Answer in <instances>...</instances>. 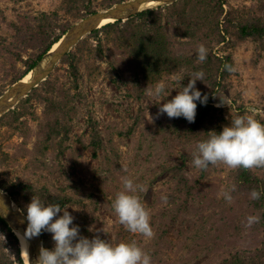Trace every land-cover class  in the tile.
Masks as SVG:
<instances>
[{"label":"rangeland","instance_id":"374dc122","mask_svg":"<svg viewBox=\"0 0 264 264\" xmlns=\"http://www.w3.org/2000/svg\"><path fill=\"white\" fill-rule=\"evenodd\" d=\"M199 2L192 0L179 10L190 17ZM228 2L241 9L258 1ZM63 5L65 0H0V41L14 40L17 36L14 26L25 27L24 22L37 29L40 24L50 26L57 21V26L62 27L81 20L67 16ZM95 5L99 11L108 9L104 0H95ZM54 12L60 14L56 21L55 17L42 20L43 14ZM155 16L147 17L145 25L136 22L135 28L164 35L172 44L170 56L175 57V62L165 67L169 71L164 70L163 80L158 82L165 85L164 94L149 97L145 89L157 83L145 80L128 53L106 41L102 43L104 51L94 55L91 69L87 68L84 57L78 60V89L74 87L69 66L60 62L51 74L55 80L51 91L41 90L27 105L23 99L13 109L17 115L22 114L18 122L12 127L0 126V148L11 162L0 171V180L31 187L33 195L27 198L28 203L34 195L44 204L52 203L55 198H71L62 209L67 208L74 217L73 225L79 226L81 236L89 239L99 236L113 245L135 240L151 256V264H243L251 260L256 249L264 246V227L259 228L257 223L246 227L247 218L256 216L249 206V197L231 194L233 202L229 204L221 194L231 189L238 169L223 164L210 165L207 170L194 168L192 153L196 137L189 135L187 129L191 123H185L183 117L170 119L166 113L158 115V112L160 104L170 101L187 86L195 72L193 66L208 65L209 68L201 70L204 81H197L196 88L203 95L210 92L213 83L220 84L216 90L225 104L216 105L223 110L215 126L223 128L241 115H252L264 123V50L253 39L237 43L229 37L228 48L215 42L205 45L207 59L199 62L197 48L203 44V33L184 37L168 7ZM225 55L231 56L230 66L236 70L227 71L222 77V69L215 73L221 66L213 57ZM177 61L183 62L179 65ZM14 62L16 58L2 53L0 45V88L5 91L11 85L8 86L9 80L4 76ZM17 65L24 67L22 63ZM76 94L80 97L69 109L75 107L77 112L71 111L64 118L68 139L61 141L53 137L45 142L40 128L46 120V100L64 106ZM174 125L180 126L179 129L157 136L162 128ZM111 137L115 155L108 148L107 140ZM191 144L194 147L186 152ZM183 154L188 157L184 162ZM178 166H183L190 180V194L178 180ZM256 173L264 174V171ZM122 177L147 187V192L137 194L150 211L155 233L151 239L128 232L112 210V201L122 190ZM163 196L167 197V203ZM62 215L63 212L58 214ZM45 233L53 248L52 234Z\"/></svg>","mask_w":264,"mask_h":264},{"label":"trees","instance_id":"16d2710c","mask_svg":"<svg viewBox=\"0 0 264 264\" xmlns=\"http://www.w3.org/2000/svg\"><path fill=\"white\" fill-rule=\"evenodd\" d=\"M127 0H104V6L111 8L115 4L124 2ZM192 0H180L179 2L169 6V10L176 19L180 29L183 31V36L186 38L194 37L195 33H203L202 41L204 45L210 43H217L218 45L224 44L225 47L230 46L229 37L236 40L237 43H242L249 39L257 41L260 48L264 50V0L258 1L256 5L248 7L243 6L241 9L231 6L228 0H198L200 1L197 7L194 9L193 14L188 17V14L184 10H179L180 6H186ZM95 5V0H65L63 5V11L67 16H71L74 20L82 19L90 14L99 11ZM164 8L156 11H149L140 14L132 19L126 21H117L110 23L103 28L93 32L83 39L80 44L71 51L70 54L65 56L61 63H66L69 66V74L74 81V87L78 89L79 85L76 83L79 77L78 60L81 57L85 58L86 66L91 69L94 55H100L103 50V41H106L108 45L114 46L117 50L126 51L129 55V59L133 62L136 68L139 70V74L143 75L144 79L150 83L156 84L163 80V71L165 67H170L175 62V57L170 56L171 42L167 37L161 34H150V30H140L135 28L136 22H140L145 25V19L147 17H154L159 14ZM52 15V16H51ZM55 17L60 18L59 12L52 14H43L42 20H49ZM26 26H14L17 29V36L14 40L3 38L0 41L1 52L4 54L12 55L16 58V62L12 63L4 76L8 78L9 85L14 84L21 79L24 75L30 73L43 59L47 52L62 38L64 33L69 29L71 24L59 27L57 21L53 22L50 26L42 25L37 29L30 26L29 23H25ZM156 24L160 26L159 21ZM159 29H163L159 27ZM60 30V31H59ZM104 36V39L102 37ZM91 42H98V45L94 46ZM24 55L26 58H24ZM261 56V54H259ZM218 62L219 66L215 73L218 74L222 69L221 76L224 77L227 73L225 65H230L231 56L225 55L223 58L213 57ZM183 61H177L181 65ZM17 63H22L23 68H20ZM209 68L205 66H193L192 70L197 72L206 70ZM92 73L90 74L91 77ZM52 75L40 86L25 98L24 105H27L32 101L41 90L50 92L53 88L55 80L52 79ZM220 84L213 83L212 89L207 94L208 101L206 105H202L197 102V115L195 122L189 126L188 134L196 137L195 145L199 141H204L212 134L211 132H221L223 128L221 126H215V121L220 117L223 109L217 108L216 105L220 104V98L225 102L223 97L218 96L216 88ZM44 88V89H42ZM5 92L4 88H0V96ZM79 94H76L70 98L68 104L62 105L57 101L46 100L45 113L46 120L40 128V134L45 142L51 141L53 137L60 138L61 141L68 139V125L65 123L64 118L70 115L71 111L77 112V109L69 106L73 104L78 98ZM22 115V114H21ZM21 115H17L16 110H11L4 114L0 119V126L7 125L12 127L18 122ZM242 116V115H241ZM244 116V115H243ZM17 120V121H16ZM188 123V121H185ZM180 126L174 125L166 128H162L157 136H163L171 129H179ZM1 128V127H0ZM201 134V135H200ZM120 135L123 136L120 132ZM0 132V141H1ZM109 151L115 155L116 148L113 138L107 140ZM40 145V143H38ZM193 144L186 148V152L189 148L192 149ZM0 171L10 166L9 155L4 153L0 148ZM187 155L182 156V160H186ZM178 173V180L187 193L190 194L192 187L188 176L183 171V166H178L176 169ZM256 171H264V168H257L252 170H245L239 168L236 172V176L231 185V188L235 186V191L231 194L241 197L250 198L249 206L254 210L256 216L259 217V222L256 224L259 228L264 227V174H258ZM0 188L7 192L14 202L26 213L28 203V197L32 194L31 187L26 184L8 182L6 180H0ZM256 190L260 192V199H251V192ZM71 198L65 197L63 200L60 198L53 199L52 203H57L61 207L68 204ZM59 202H62L61 204ZM45 239V248L51 250L50 240L45 232H42ZM121 243V242H119ZM253 257L250 261L243 264H264V246L254 251ZM0 264H25L22 257V251L20 242L13 232L12 228L6 223V221L0 216Z\"/></svg>","mask_w":264,"mask_h":264},{"label":"clouds","instance_id":"9594fccd","mask_svg":"<svg viewBox=\"0 0 264 264\" xmlns=\"http://www.w3.org/2000/svg\"><path fill=\"white\" fill-rule=\"evenodd\" d=\"M207 55L208 49L200 44L197 60L204 62ZM225 69L230 73L236 70L230 65H225ZM204 76L203 71L194 72L187 86L182 87L170 101L160 104L158 115L166 113L170 119L183 117L189 123H194L197 102L206 105L208 101V95H202L196 88V82H203ZM145 92L149 97H159L164 94L165 85L157 83L154 87H147ZM224 104L220 98L217 107ZM211 133L208 139L195 145L192 153L194 168L207 170L210 165L220 164L230 169L264 168V123L252 115L234 118L221 132ZM232 191H235V186L221 193L229 204L233 202ZM144 192H147L144 184H136L131 178L122 177V190L117 192L111 207L118 222L128 232L147 240L153 238L155 233L150 223V211L137 194ZM260 195L256 190L250 194L253 200L260 199ZM162 199L167 203L166 196ZM61 212L63 215L58 216ZM26 218L28 226L21 237L22 250L27 249L29 239L40 236L42 232L51 233L54 241L51 250L41 247L36 264H151V256L135 240L113 245L99 236L92 239L81 236L79 226L73 225L74 217L67 208L62 209L57 203L44 204L34 195L27 205ZM258 222V216H249L246 227Z\"/></svg>","mask_w":264,"mask_h":264},{"label":"water","instance_id":"95a60500","mask_svg":"<svg viewBox=\"0 0 264 264\" xmlns=\"http://www.w3.org/2000/svg\"><path fill=\"white\" fill-rule=\"evenodd\" d=\"M179 1L180 0H128L115 4L111 8L90 14L79 20L65 32L62 38L47 52L30 73L24 75L21 79L12 84L0 96V118L9 111L15 109L23 99L27 98L34 91V89L45 82L65 56L70 54L83 39L106 26V24H104L106 20L116 19L117 21H126L145 12L169 7ZM38 67H40V72L35 76L33 73ZM0 216L12 228L15 234L16 232L13 226L19 227L23 234L26 231L28 226L26 213L14 202L11 196L1 188ZM16 236L21 247V241L17 234ZM41 247L45 248L43 233L27 241L26 250L29 264H36Z\"/></svg>","mask_w":264,"mask_h":264},{"label":"bare ground","instance_id":"6f19581e","mask_svg":"<svg viewBox=\"0 0 264 264\" xmlns=\"http://www.w3.org/2000/svg\"><path fill=\"white\" fill-rule=\"evenodd\" d=\"M116 21H117L116 19H108V20L105 21L104 24L107 25V24H110V23H115ZM39 72H40V67L36 68L33 74L35 76H37L39 74ZM13 227H14V230H15L16 234L18 235V237H19V239L21 241V237L23 236V232L19 229V227H17V226H13ZM21 251H22V257L25 260V264H29L28 258H27L28 257L27 256V250L26 249L22 250V246H21Z\"/></svg>","mask_w":264,"mask_h":264}]
</instances>
